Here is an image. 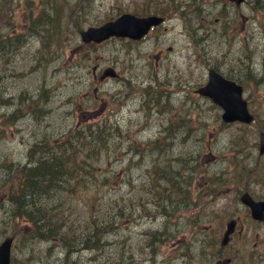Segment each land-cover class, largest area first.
<instances>
[{
  "label": "rangeland",
  "instance_id": "rangeland-1",
  "mask_svg": "<svg viewBox=\"0 0 264 264\" xmlns=\"http://www.w3.org/2000/svg\"><path fill=\"white\" fill-rule=\"evenodd\" d=\"M162 1L0 0V40L13 47L0 83L7 100L0 103V188L5 163L23 164L37 140L105 121L118 131L108 156L93 161L99 166L97 181L91 178L77 197L95 195L93 186L99 184L98 195L126 211L97 252L72 248L75 253L69 254L61 237L40 240L23 220L8 221L11 211L0 189V242L13 237L11 264H215L212 253L222 258L218 264H227V258L246 264L264 251V225L253 222L238 199L250 190L264 198V155H258V135L264 132V0L238 6L232 0H202L203 30H216L195 46L183 19L197 24V10L187 11L189 0H174L186 6L184 16L165 0V22L140 42L110 38L96 44L80 38V31L124 12L159 15ZM225 14L229 25L220 34ZM46 16L47 30L36 33L37 21ZM208 67L243 86L252 124L223 123L221 109L196 94ZM108 68L117 77L100 79ZM156 81L158 95H146L145 87ZM38 82L46 91L44 112L28 100L23 115L12 116L21 95H34ZM156 169L167 172L158 185L172 189L164 199L153 188ZM230 219L237 220L239 235L220 250Z\"/></svg>",
  "mask_w": 264,
  "mask_h": 264
},
{
  "label": "trees",
  "instance_id": "trees-1",
  "mask_svg": "<svg viewBox=\"0 0 264 264\" xmlns=\"http://www.w3.org/2000/svg\"><path fill=\"white\" fill-rule=\"evenodd\" d=\"M46 18L49 20L50 16ZM51 21L54 24V17ZM159 85L158 81L148 84L145 87L146 95H158ZM42 87L43 82H38L34 95L28 92H25L28 97L21 95V106L18 107L20 117L28 100L32 109H41V98L46 96ZM117 131L105 121L90 124L82 131L70 132L64 137L37 140L29 147L23 164L13 166L11 162L5 163L7 171L0 189L6 196L12 216L30 224L39 239L61 237L67 252L70 247L78 249L90 248L93 243L99 245L105 233L114 229L116 219L125 216L124 205L120 207L116 200H105L98 195L102 189L99 184L93 186L95 195L91 197L82 196L80 200L77 193L89 188L86 183L91 178L97 181L95 174L99 166L93 161L108 156L109 142L114 138L113 132ZM152 143L159 147L158 140ZM159 171L156 169L155 173ZM161 177H155L153 188L160 190L156 191L160 193V198H167L172 189L158 185L157 180ZM171 185L177 186L175 182H171ZM47 198L49 200L45 204ZM76 198L78 202L74 201Z\"/></svg>",
  "mask_w": 264,
  "mask_h": 264
},
{
  "label": "water",
  "instance_id": "water-1",
  "mask_svg": "<svg viewBox=\"0 0 264 264\" xmlns=\"http://www.w3.org/2000/svg\"><path fill=\"white\" fill-rule=\"evenodd\" d=\"M242 0H235L240 3ZM160 18L147 17L137 18L130 14H123L113 22H108L98 28H88L80 32L83 41H94L96 43L110 37H129L139 39L150 26L158 24ZM104 75L114 76L112 69L104 72ZM207 83L197 90L202 96L209 97L222 109L221 119L226 122L238 121L248 124L253 120V115L248 111L246 102L242 99V87L234 81L225 79L214 69H208ZM259 154H264V134L259 135ZM240 200L250 209L252 218L264 221V202L253 201L247 193ZM232 224L227 225L225 236L230 231ZM224 236V237H225ZM225 239L223 240V243ZM11 238H5L0 244V264H9Z\"/></svg>",
  "mask_w": 264,
  "mask_h": 264
},
{
  "label": "bare ground",
  "instance_id": "bare-ground-1",
  "mask_svg": "<svg viewBox=\"0 0 264 264\" xmlns=\"http://www.w3.org/2000/svg\"><path fill=\"white\" fill-rule=\"evenodd\" d=\"M225 16H227V14H225ZM48 23V19L47 18H41L40 20L37 21L36 25H35V31L36 33H41L42 31H46L47 28H46V24ZM225 23L222 24L220 27H219V31L222 33L224 31V28H225ZM211 30H216V29H209V30H202L200 32H198L196 35H195V40L198 42L202 41L203 39H207L209 38V36L211 35ZM18 43H22V41L20 40H17ZM13 53V47H12V43H4L0 40V83L2 81V79L5 78L4 76V73H3V70H5L6 68L4 66H10V59L12 57V54ZM1 90V88H0ZM0 97H1V91H0ZM2 98V97H1ZM46 99L47 97L44 96L41 98V102H43L44 104H46ZM5 101H7L6 99L2 98V101L0 103H4ZM18 108V107H17ZM15 108V109H17ZM20 108V107H19ZM44 112V109H40V113H43ZM14 114L16 116H19V110H15L14 111ZM39 116V115H37ZM168 129V127L166 128ZM41 157V156H40ZM56 161H60V160H56ZM7 163V162H6ZM157 174L159 176H163V175H166L167 172L163 171V170H160L159 172H157ZM48 183V182H47ZM20 190V189H19ZM41 196V195H40ZM37 197V196H36ZM164 199V198H162ZM49 200V198L45 199L44 200V203L46 204V202ZM23 202V201H22ZM8 221H17L19 220L18 218L16 219L15 217L12 216V213L8 215ZM106 242H104L102 239H101V242L99 243V245L96 243V244H92L90 248H75V247H70L68 249V253L69 254H72V253H75L74 251H72V248H75L77 251H88V252H97V250L99 248H101ZM84 248V249H83ZM263 264V263H262Z\"/></svg>",
  "mask_w": 264,
  "mask_h": 264
},
{
  "label": "flooded vegetation",
  "instance_id": "flooded-vegetation-1",
  "mask_svg": "<svg viewBox=\"0 0 264 264\" xmlns=\"http://www.w3.org/2000/svg\"><path fill=\"white\" fill-rule=\"evenodd\" d=\"M254 199H259L262 197L252 194ZM233 236V235H232ZM264 264V252H259L253 255L251 260L246 261V264Z\"/></svg>",
  "mask_w": 264,
  "mask_h": 264
}]
</instances>
